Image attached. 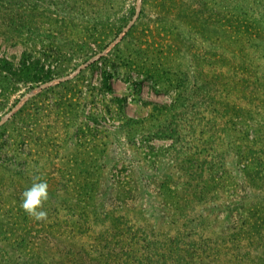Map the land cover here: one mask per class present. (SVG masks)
Returning <instances> with one entry per match:
<instances>
[{
  "label": "rangeland",
  "instance_id": "1",
  "mask_svg": "<svg viewBox=\"0 0 264 264\" xmlns=\"http://www.w3.org/2000/svg\"><path fill=\"white\" fill-rule=\"evenodd\" d=\"M8 1L0 264H86L112 216L196 264H264V0ZM35 176L46 220L21 207Z\"/></svg>",
  "mask_w": 264,
  "mask_h": 264
},
{
  "label": "trees",
  "instance_id": "2",
  "mask_svg": "<svg viewBox=\"0 0 264 264\" xmlns=\"http://www.w3.org/2000/svg\"><path fill=\"white\" fill-rule=\"evenodd\" d=\"M13 12V6L10 5L8 0H0V13L2 16L10 13V17L13 19ZM21 62L23 69L26 71L37 65L35 61L28 58L27 52L24 53ZM102 65L105 68L107 62H102ZM1 69L10 71L11 67L8 60H1ZM104 71V84L111 89V85L108 82L110 73L106 68ZM46 75V72L33 74L32 79L43 81L46 80ZM48 78H51V76ZM189 162L192 166L186 168L188 169L187 173L195 181L198 177L196 174V160H189ZM190 185L198 188L197 183L191 182ZM111 220L109 226L97 231L88 247L82 245L71 249L72 252H70L76 256L74 258L75 263H78L80 258H83L82 261L84 260L86 264H196L194 256L199 250V245L196 241H184L181 236H175L169 240L166 238L164 241L153 240L146 234L147 231L141 230V226L134 228V224H131L129 220L120 221L115 216H112ZM87 258L90 260H87ZM44 264H50V262H45ZM58 264L64 263L58 262Z\"/></svg>",
  "mask_w": 264,
  "mask_h": 264
},
{
  "label": "clouds",
  "instance_id": "3",
  "mask_svg": "<svg viewBox=\"0 0 264 264\" xmlns=\"http://www.w3.org/2000/svg\"><path fill=\"white\" fill-rule=\"evenodd\" d=\"M21 207L23 210L36 220H46L47 212L41 210L43 204L48 199V184L40 176L33 177L31 187L23 192Z\"/></svg>",
  "mask_w": 264,
  "mask_h": 264
}]
</instances>
